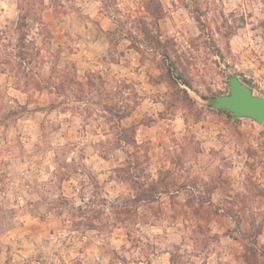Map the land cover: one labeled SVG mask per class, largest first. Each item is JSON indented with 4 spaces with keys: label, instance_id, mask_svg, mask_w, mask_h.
<instances>
[{
    "label": "rangeland",
    "instance_id": "1",
    "mask_svg": "<svg viewBox=\"0 0 264 264\" xmlns=\"http://www.w3.org/2000/svg\"><path fill=\"white\" fill-rule=\"evenodd\" d=\"M230 74L264 97V0H0V264H264Z\"/></svg>",
    "mask_w": 264,
    "mask_h": 264
},
{
    "label": "water",
    "instance_id": "2",
    "mask_svg": "<svg viewBox=\"0 0 264 264\" xmlns=\"http://www.w3.org/2000/svg\"><path fill=\"white\" fill-rule=\"evenodd\" d=\"M229 93L206 99L209 107L227 110L236 118H251L258 123L264 122V97L254 94L253 89L236 74L228 76Z\"/></svg>",
    "mask_w": 264,
    "mask_h": 264
},
{
    "label": "trees",
    "instance_id": "3",
    "mask_svg": "<svg viewBox=\"0 0 264 264\" xmlns=\"http://www.w3.org/2000/svg\"><path fill=\"white\" fill-rule=\"evenodd\" d=\"M161 5H157L156 8H160ZM163 56L165 57V60L167 59V68H168V75H169V79L170 80H175V79H181L180 83L181 84H184L185 86H188V87H191V84L189 82L188 79H186L185 77L183 76H178V77H174L173 76V65H174V61L171 60V56L170 54H168V51L166 50V52L163 54ZM169 59V60H168Z\"/></svg>",
    "mask_w": 264,
    "mask_h": 264
}]
</instances>
